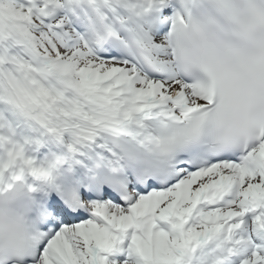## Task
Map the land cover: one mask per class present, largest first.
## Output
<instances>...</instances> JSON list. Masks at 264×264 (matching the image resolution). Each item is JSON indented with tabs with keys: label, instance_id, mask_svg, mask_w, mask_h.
<instances>
[{
	"label": "snow or ice",
	"instance_id": "obj_1",
	"mask_svg": "<svg viewBox=\"0 0 264 264\" xmlns=\"http://www.w3.org/2000/svg\"><path fill=\"white\" fill-rule=\"evenodd\" d=\"M0 264H264V0H0Z\"/></svg>",
	"mask_w": 264,
	"mask_h": 264
}]
</instances>
